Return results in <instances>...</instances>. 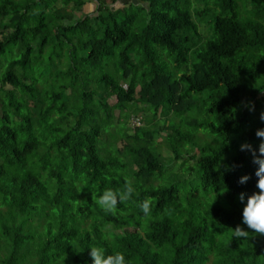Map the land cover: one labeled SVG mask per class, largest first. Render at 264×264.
I'll list each match as a JSON object with an SVG mask.
<instances>
[{"label": "trees", "instance_id": "obj_1", "mask_svg": "<svg viewBox=\"0 0 264 264\" xmlns=\"http://www.w3.org/2000/svg\"><path fill=\"white\" fill-rule=\"evenodd\" d=\"M119 1L0 0V264H93L92 246L264 264L239 200L258 191L240 145L259 155L264 0ZM128 181L115 213L92 201Z\"/></svg>", "mask_w": 264, "mask_h": 264}, {"label": "clouds", "instance_id": "obj_2", "mask_svg": "<svg viewBox=\"0 0 264 264\" xmlns=\"http://www.w3.org/2000/svg\"><path fill=\"white\" fill-rule=\"evenodd\" d=\"M249 111H255L254 103L249 106ZM259 119L264 122V110L260 112ZM255 135L261 140L257 155V150L253 146L244 142L240 145L241 151H248L252 155V163L258 165L255 171V176L258 178L256 181V188L258 191L248 195L241 192L239 200L244 204L242 210V222L247 225L252 233L264 236V128L256 130ZM250 177L243 175L239 178L240 184H245ZM135 189L130 181L126 182L122 190H113L105 188L99 196L92 192V201H95L99 207L106 213H115L119 204H124L132 199ZM247 196V202L244 203ZM140 211L148 216L151 213V198L146 197L137 205ZM233 236L236 239L246 238L250 233L237 225L232 229ZM90 257L93 264H128L124 254L121 252H114L111 255H106L105 250L100 247H90Z\"/></svg>", "mask_w": 264, "mask_h": 264}, {"label": "rangeland", "instance_id": "obj_3", "mask_svg": "<svg viewBox=\"0 0 264 264\" xmlns=\"http://www.w3.org/2000/svg\"><path fill=\"white\" fill-rule=\"evenodd\" d=\"M125 0H120L119 2L120 3H122V2H124ZM127 1H129V2H131V1H133V2H135L136 0H127ZM118 5V4H117ZM61 6V5H60ZM93 8H91V7H87L86 8V12H91V10H92ZM201 29L203 30V31H205L204 30V27H201ZM141 116V115H140ZM175 122H177V120H175ZM163 124H162V122L160 123V126H162ZM165 135V134H164ZM103 138H105V137H103ZM162 136H159V135H157L156 136V138H155V140H156V142L157 143H161V142H163L162 141ZM120 144H122V143H120ZM118 145V146H121V145ZM162 154H163V157L165 158L164 159V161H165V163H164V165L166 166V167H168V166H170L171 168H174V170H178V169H180L181 168V166H183L184 165V161L187 163V164H193V161L192 160H189L188 159V157L187 156H185L184 157V159H182V160H174L173 159V156H172V153H170V151H168L167 150V148L166 147H164L163 149H162ZM188 165V166H189Z\"/></svg>", "mask_w": 264, "mask_h": 264}, {"label": "crops", "instance_id": "obj_4", "mask_svg": "<svg viewBox=\"0 0 264 264\" xmlns=\"http://www.w3.org/2000/svg\"><path fill=\"white\" fill-rule=\"evenodd\" d=\"M128 2H129V1L125 0V1H124V2H122V3H125V4H126V3H128ZM88 6H89V5H88Z\"/></svg>", "mask_w": 264, "mask_h": 264}]
</instances>
